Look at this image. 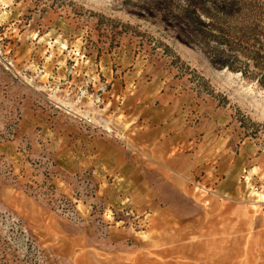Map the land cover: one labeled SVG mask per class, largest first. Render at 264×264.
Here are the masks:
<instances>
[{"label": "rangeland", "instance_id": "374dc122", "mask_svg": "<svg viewBox=\"0 0 264 264\" xmlns=\"http://www.w3.org/2000/svg\"><path fill=\"white\" fill-rule=\"evenodd\" d=\"M181 181L264 256V0H0V264H119Z\"/></svg>", "mask_w": 264, "mask_h": 264}, {"label": "crops", "instance_id": "0c3cea01", "mask_svg": "<svg viewBox=\"0 0 264 264\" xmlns=\"http://www.w3.org/2000/svg\"><path fill=\"white\" fill-rule=\"evenodd\" d=\"M154 193L157 201L150 210L154 216L148 238L134 240L133 248L114 246L111 256L119 264H264V256H248V219L236 204H223L214 191L203 194L182 181L174 201ZM233 226L239 227V236L226 237ZM259 230L252 238L255 246L263 244Z\"/></svg>", "mask_w": 264, "mask_h": 264}, {"label": "built area", "instance_id": "2783aa9c", "mask_svg": "<svg viewBox=\"0 0 264 264\" xmlns=\"http://www.w3.org/2000/svg\"><path fill=\"white\" fill-rule=\"evenodd\" d=\"M10 66H13V64H12V65H10Z\"/></svg>", "mask_w": 264, "mask_h": 264}, {"label": "bare ground", "instance_id": "6f19581e", "mask_svg": "<svg viewBox=\"0 0 264 264\" xmlns=\"http://www.w3.org/2000/svg\"><path fill=\"white\" fill-rule=\"evenodd\" d=\"M234 75V74H233Z\"/></svg>", "mask_w": 264, "mask_h": 264}]
</instances>
